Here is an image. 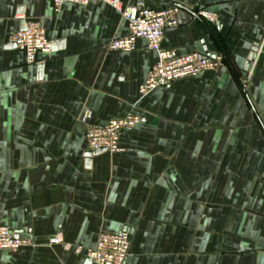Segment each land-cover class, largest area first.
Returning <instances> with one entry per match:
<instances>
[{
	"label": "crops",
	"instance_id": "crops-1",
	"mask_svg": "<svg viewBox=\"0 0 264 264\" xmlns=\"http://www.w3.org/2000/svg\"><path fill=\"white\" fill-rule=\"evenodd\" d=\"M143 1L181 8L163 47L229 64L142 95L157 55L141 38L107 48L127 34L120 10L0 0V225L30 240L0 264H86L101 231L124 229V264H264V0ZM23 20L53 44L33 63L11 42ZM85 110L141 121L120 152L87 157Z\"/></svg>",
	"mask_w": 264,
	"mask_h": 264
},
{
	"label": "built area",
	"instance_id": "built-area-1",
	"mask_svg": "<svg viewBox=\"0 0 264 264\" xmlns=\"http://www.w3.org/2000/svg\"><path fill=\"white\" fill-rule=\"evenodd\" d=\"M94 2H105L120 10L127 24V34L111 39L107 48L111 51H129L135 40H145L147 47L157 55L155 64L148 70L146 77L139 86L140 94L170 84L180 78L192 77L206 70H218L225 63L222 55L209 56L199 52L179 54L175 49L162 46L164 32L167 28L179 24L178 15L181 8L167 5L159 10L147 7L143 0L121 7L118 0H52L53 9L57 13L66 4L88 5ZM202 15L213 21L214 15L203 12ZM12 44L23 51L28 63L36 61L38 53L49 54L52 41L47 37L45 29L36 20H23V29L16 31L11 37ZM90 110H85L82 120L85 123L84 138L87 148L91 151L102 149L109 153H117L122 149L118 141L120 135L130 130L141 121V116L127 113L122 117L109 119L103 125L89 123ZM62 241L60 233L50 239L55 244ZM30 245V240L15 235L12 229L0 225V251H15ZM130 247V234L126 229L118 232L101 231L94 248L86 252L90 264H124Z\"/></svg>",
	"mask_w": 264,
	"mask_h": 264
},
{
	"label": "water",
	"instance_id": "water-1",
	"mask_svg": "<svg viewBox=\"0 0 264 264\" xmlns=\"http://www.w3.org/2000/svg\"><path fill=\"white\" fill-rule=\"evenodd\" d=\"M175 5H177V4H175ZM177 6H179V5H177ZM179 7H180V6H179ZM22 25H23V23H22ZM215 27L218 28L219 25L216 24ZM22 29H23V26L21 27L20 30H22ZM221 55H222V57H223L224 62H226L227 64H229V60H228L227 56L225 55V53H224L223 51H222ZM212 56H214V55H212ZM99 151H103V150H102V149H99V150H95V151H87V152H86V156L89 157V156H91V154H94V153L99 152ZM15 235H16V234H15ZM85 263H86V264H90V263H91V260H90L89 257H87Z\"/></svg>",
	"mask_w": 264,
	"mask_h": 264
}]
</instances>
